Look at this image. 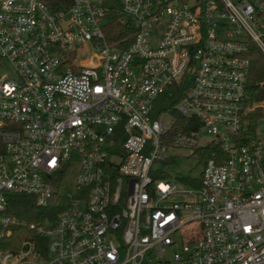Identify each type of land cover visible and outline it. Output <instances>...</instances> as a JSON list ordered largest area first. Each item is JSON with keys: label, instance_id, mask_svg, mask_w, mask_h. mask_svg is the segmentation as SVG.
I'll return each instance as SVG.
<instances>
[{"label": "built area", "instance_id": "2783aa9c", "mask_svg": "<svg viewBox=\"0 0 264 264\" xmlns=\"http://www.w3.org/2000/svg\"><path fill=\"white\" fill-rule=\"evenodd\" d=\"M117 1L113 40L116 0H0V264H264V118L245 122L264 0ZM181 149L203 166L173 181ZM65 175L54 219L14 212ZM17 227L45 243L4 246Z\"/></svg>", "mask_w": 264, "mask_h": 264}, {"label": "trees", "instance_id": "16d2710c", "mask_svg": "<svg viewBox=\"0 0 264 264\" xmlns=\"http://www.w3.org/2000/svg\"><path fill=\"white\" fill-rule=\"evenodd\" d=\"M50 1L55 8H59V7H63L64 1L66 0H50ZM109 19L110 22L107 32L109 33V36L110 35L113 36L111 37L113 40L131 34V30L129 26L130 22L124 20L121 11V4L117 0L115 2V5L111 7ZM263 78L264 75L262 79ZM178 100L179 99L175 97L171 101L167 100L168 102L166 103L169 104L170 102V104H172V103H176ZM263 100H264V88L259 83L248 84L247 98L245 100L246 110L257 103H260ZM176 117L178 121H186V119L181 117L179 114L178 115L176 114ZM263 118H264V108L260 105H258L254 110H248L247 113L245 114V122L250 129H252V127L256 125L259 119H263ZM217 150H218L217 146L207 145L203 147L199 152L201 158L203 160H207L211 158L213 156V153L215 151L217 152ZM64 178L65 179H63V181L59 184L57 192L55 193V196L51 200V204L48 207L46 208L39 207L37 206L35 201H33L30 197L19 195V196H15V198L13 199L12 209L14 210V212H16V214L26 218L28 221L41 220L47 216L54 219L65 206L63 205V203H65L66 192L71 186V183H69L67 176ZM182 179L188 181V178L187 179L182 178ZM28 238H35L45 243V238L37 236L28 228L17 227L15 228L14 232L10 237V243L12 244V246H10L9 244L4 246L9 248L18 247L20 243H22L25 239Z\"/></svg>", "mask_w": 264, "mask_h": 264}, {"label": "rangeland", "instance_id": "374dc122", "mask_svg": "<svg viewBox=\"0 0 264 264\" xmlns=\"http://www.w3.org/2000/svg\"><path fill=\"white\" fill-rule=\"evenodd\" d=\"M2 73L11 74V70L8 66L4 68ZM248 84L250 83H259L263 79L264 75V56L259 55L256 57V59L252 58L251 64L248 68ZM258 105L262 106L264 108V101H261L260 103L255 104L254 106L250 107L251 110H254ZM264 127V119L261 120L260 128ZM1 144V140H0ZM178 154V158L176 160H169L167 165L165 166V169L169 173V179H172L173 181H176L178 176H186V175H193V174H199L203 162L199 159H197L194 156H188L189 152L187 150H176L175 151ZM182 196H173V200H179ZM26 248V246L24 247Z\"/></svg>", "mask_w": 264, "mask_h": 264}]
</instances>
